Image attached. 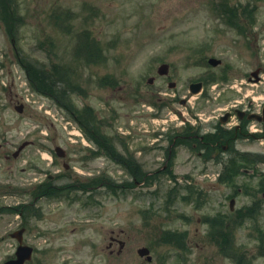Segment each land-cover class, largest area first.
<instances>
[{
	"label": "rangeland",
	"instance_id": "374dc122",
	"mask_svg": "<svg viewBox=\"0 0 264 264\" xmlns=\"http://www.w3.org/2000/svg\"><path fill=\"white\" fill-rule=\"evenodd\" d=\"M217 1L220 0H214V3L217 4ZM221 1H227L228 8L234 13L229 17V25L219 19L213 3L211 5L213 0H16L17 6L11 8L12 13L23 17L24 23L13 28V32H19L15 43L12 37L8 36L6 24L0 22V264L12 255L11 234L20 228L24 221L13 208L19 202L31 201L27 192L18 189L15 193L13 183L18 187H21V183L29 182L32 186L35 185L38 182V179H34L35 167L51 172L61 169V166L49 169L47 162L50 160L44 161L40 154L37 159L33 158L32 166L28 165V155L32 150L38 152L40 149L36 147L29 148L27 155L15 164L14 175L10 172L12 168H9L12 164L6 163L2 158L3 150L7 147V150L12 151L21 142L33 140L38 144H45L46 149L41 151L49 157H52L51 151H54L56 145L70 152L71 158L76 157L86 146L80 144L79 147L69 140L70 135L64 127H68V130H72L71 127H79L72 113L60 107L61 104L70 108L74 105H89L95 107L97 112L100 111V116L104 117L108 115L107 106L119 108L120 100L124 97V84H130V81L134 85L141 81L147 84L151 73L156 75V71L150 72V69H155L159 61L178 65L180 71L177 72L176 83L179 92L185 93L189 83L198 80L205 72V67L200 65L202 56H189L193 51L187 52V49L200 50L207 45L212 48V54H204V57L220 58L225 65L238 68L242 61L233 49L235 30L232 23L236 17L235 7L240 12L248 3L250 6L255 5L257 12L248 15L258 14V25L263 28L264 0ZM0 11L2 12V7ZM259 35L261 38L257 40L255 57L252 58L256 61L257 68L259 65L264 67L263 29ZM89 36L90 39L87 40ZM90 41L95 42L96 48L86 46ZM16 53H20L24 62L34 63L45 71L51 68L52 63L69 69L70 82L67 86L64 83L57 87L61 104L58 105L51 98L41 97L36 91L30 93L29 88H32V85L25 86L24 72L19 67ZM194 59L200 60L197 62ZM222 69L216 72L219 73ZM9 70L14 72L13 76L16 78L12 87V74L9 75ZM106 76L109 80L118 82V86L112 88L117 91L114 95L112 90L107 94L103 93L105 87L98 85ZM231 79L234 80L230 84L236 83V75ZM262 81V84L251 85L249 91H244V94L250 93L252 97L258 98V101L259 97L264 98V79ZM214 84L222 86L219 81ZM156 86L161 87L165 93L164 97H170L176 92L168 90L163 79L158 80ZM77 91L83 94L85 99H81ZM24 93L30 100L25 112L20 114L14 109V104L17 99L22 100ZM110 94L114 97H109ZM31 96L34 98L31 99ZM201 97L202 95L198 94L190 98L191 110L199 114L203 113ZM38 100L47 103L49 112L42 110L43 105L38 104ZM154 101L157 99L154 98ZM148 107L152 108L151 111H157L155 106ZM170 109L164 108L163 116L147 123L144 129L169 128L172 124L170 116H173ZM133 111H136V108ZM118 112L119 118L113 120V123L109 122L106 131L122 135L118 128L124 127V110L119 109ZM85 114L90 125V118ZM129 121L125 120L127 127ZM40 135H44L47 140L40 141ZM14 140L17 141L16 145L5 146V142ZM114 146L117 148L116 154L122 153L120 143L115 141ZM250 149L264 153L259 146ZM97 158L93 163L86 164V169L70 162V165H73L72 179L80 175L76 172L79 168L87 174L105 172L120 184L128 179L124 169L115 165L114 161L100 159L99 156ZM263 159L260 158L258 166L244 167L235 180L234 188L226 182L221 192L210 191L208 211L189 213L188 206L180 201L164 210V201L167 199L171 183L166 177L167 174L163 173L158 179L159 183L151 190L136 189L131 193H117L113 190L107 198L99 196L102 207L84 210L85 218L83 213L61 211L44 215L41 203H38L42 215L39 211L33 212V209L28 211L24 221L28 232L24 239L37 249L34 264H264V202L261 198L264 191ZM27 167L31 168L24 174L19 172ZM144 169L154 172L158 168L146 166ZM244 170L252 172L244 174ZM202 171L203 169H199L196 179H209L204 178L206 174H211L210 179H214L212 174L217 176L220 169L209 166L207 171ZM173 173L179 179L188 173L195 174L194 168L190 167L173 168ZM29 185L27 184V190L30 191L32 186ZM238 188L241 192L237 198V213L230 215L228 199L232 193L238 192ZM156 190L160 191L156 199L144 194ZM220 199L226 202L225 233L234 239V246L230 251L234 258L220 251L214 242H207L204 238L207 228L196 223L199 217L212 215ZM149 203L155 204V212L146 210ZM244 208L251 210L244 212ZM188 215L192 218L191 222H187ZM78 217L86 219L88 225L82 226L83 223L76 221ZM89 218H92L93 222L87 221ZM74 227L75 231L72 230ZM177 231L183 236L186 234L185 242L188 239L192 243L188 244L187 253L179 243L164 242L165 236ZM111 235L126 242L121 252L119 241L110 248ZM140 247L151 250L152 262L149 263L138 255L137 250Z\"/></svg>",
	"mask_w": 264,
	"mask_h": 264
},
{
	"label": "flooded vegetation",
	"instance_id": "af4514ba",
	"mask_svg": "<svg viewBox=\"0 0 264 264\" xmlns=\"http://www.w3.org/2000/svg\"><path fill=\"white\" fill-rule=\"evenodd\" d=\"M220 2L222 3L223 1ZM1 3L8 6L11 13V8L17 6L16 0H0V5ZM248 7L250 8L247 9ZM225 12L223 11V13ZM254 12H257L256 6H250V3L246 4L240 12L235 7L236 17L232 23V28L235 30L233 49L242 61L238 68L233 65H225L220 58L213 56L204 57V54H212V48L207 45L200 48V50L199 48L197 50L190 48L187 49V52H193L189 56H196L197 54L202 56L201 59L203 60L200 65L205 67V72L198 80H193L189 83L188 90L185 93L179 92L178 84L176 83L177 72L180 71L178 65L174 63L168 64V71L164 75H160L159 68L166 62L159 61L155 69H150V72L156 71V75L151 73V76L147 78V84H144V81L136 85L132 81H130V84H124V97L120 100L119 108H114L113 105L107 106L108 115L100 116V111L97 112L95 107L89 105H76L74 115L76 124L82 135L85 138L87 137L86 139L91 149H85L86 151H82L83 153L81 152V154L71 158L70 152L63 148L61 157L55 163L57 167L61 166V169L55 175L49 174L46 169L35 167L36 177L34 179H38V182L33 186L32 183H27L32 186L31 189L38 190L32 196H29L31 200L34 197L35 203H31V201L22 203L19 215L23 216L26 208L36 207L38 203H41L44 215L53 211H61L73 214L83 213L84 218L86 216L84 210L96 206L102 207L101 198L98 197L104 196L107 198L111 194L113 189L112 179H96L98 177L95 172L87 174L80 169H86V164L96 161L98 159L97 155H99L100 159L103 157L108 160L120 159L124 162L125 167L139 168L140 179H127L124 181V185L115 184L114 187L116 189H122L124 192L129 193L136 189L151 190L159 183L158 179L161 174L166 173L171 186L167 199L164 201V210H168L171 205L180 201L181 204L188 206L189 213L192 211H208L210 191L221 192V188L224 187L223 184L226 182H229L232 185L231 187L234 188L235 180L241 174L242 169L246 166H258L260 164L258 162H261L260 158H264L263 152L257 153V151L250 149L259 146L262 151L264 150V98L259 97L258 101V98L252 97L250 93L244 94V91H249L251 85L262 84L264 79V67L259 65L257 68L256 61L252 59L255 57L257 40L261 38L259 35L260 31L264 30V25L263 28L258 25V14L248 15ZM18 17L20 18L19 21L24 23V18ZM225 17L228 16H219V19L221 20ZM222 22L229 25L224 21ZM18 33H15V36L12 37L13 43H15ZM16 57L18 61H21L20 53H16ZM213 58L220 59L221 64L213 66L210 63ZM199 60L194 59L197 62ZM221 68H223L222 71L217 73L216 70ZM24 69L27 77L30 78L28 70ZM234 75H236L237 81L230 84L234 80L231 79L234 78ZM106 77L101 79L98 85L105 87L103 93L107 94L112 90L111 93L114 95L117 91L114 90L112 83ZM160 79L167 83L168 90L176 92L172 95L170 94V97H164L165 95L163 94L165 93L162 92L161 87L158 88L156 86ZM217 81L221 82L222 86H215L214 83ZM194 83L202 84L201 102L203 113L201 114L193 112L190 107V98L193 96L191 85ZM12 85H14L13 82L10 86L12 87ZM77 93L81 99H85L83 94L78 91ZM113 95L110 94L109 97L113 98ZM154 98L157 101H154ZM148 105L155 106L157 111H151L152 108L148 107ZM178 105L180 106L179 108L177 107ZM27 106L22 103V100L17 99L14 109L22 107V113H24ZM135 108L136 111H133ZM164 108H171L170 110L173 113V116H170L172 117L171 126L160 130L144 129L147 123L163 116ZM119 109L124 110V127L118 128L122 135L118 132L108 133L106 131L107 124H110L109 122L113 123V120L119 118ZM183 109H186V111ZM85 113L90 118L89 123L91 126L88 124ZM126 119L130 120L128 122L130 123L129 128L126 126ZM135 125H138V127H132ZM38 139L40 141L47 140L44 135H40ZM115 141L122 146V153H119V155L116 154L117 148L112 146ZM14 144H17L16 140L5 142V146L11 147ZM78 146L81 147L80 143ZM36 147L40 148L37 150L38 152H32V150L28 155L30 160L27 161V164L32 166L33 158L37 159V155L42 154L41 149H46L44 148V143L38 144L33 140H25L18 146L16 145L12 151L7 150V147L3 150L2 158L6 163L12 164L9 167L10 169L12 168L10 170L12 174L15 175V164L27 155L29 148ZM0 149H2V145H0ZM112 149L115 152L114 155H112ZM80 150H78V153ZM70 162H74L80 167L79 170H76L80 174L77 175L76 179H72L73 165H70ZM262 162H264V159ZM146 166H156L158 169L154 172L146 171L144 169ZM209 166L219 167L220 172H217V176L213 173L214 179H210L211 174H206L204 177H209V179H196L199 169L207 171ZM176 167L194 168L195 174L191 175V173H188L179 179L173 173V168ZM30 168H22L19 172L24 174ZM251 172V170H244V174ZM83 175L86 177L82 178L81 176ZM127 176H129L128 172ZM27 184L21 183V187H18L16 183H13V191L16 193L20 189L28 192ZM237 191V193H232L228 199L230 215L237 213V198L241 189L238 188ZM159 193L160 191L156 190L144 194L156 199L159 197ZM154 207V203H149V207L146 210L155 212ZM225 209L226 202L220 199L213 209V214L206 215L203 218L199 217L196 223L207 228L204 233V238L207 242H214L220 251H223L228 257L234 258L230 255V251L234 246V239H231L225 233ZM249 210L251 209L244 208L242 211L248 212ZM188 217L187 222L189 220L191 222V216L188 215ZM76 221L83 223L82 226L84 227L88 225L83 217H78ZM87 221L93 222L92 218ZM22 228L25 229L26 234L28 232L27 226H21L19 229ZM227 228L228 230L230 229L228 225ZM72 230L75 231L76 228L74 227ZM117 241L119 240L111 235L110 248ZM122 242L125 248L126 242ZM22 244L31 246L26 239L23 240ZM188 244L192 243L187 239L186 247L189 250ZM10 246L12 247L13 256L11 255L9 258L13 259L20 243L13 240ZM33 249L35 255L37 249L34 247ZM33 259L27 264H34Z\"/></svg>",
	"mask_w": 264,
	"mask_h": 264
},
{
	"label": "trees",
	"instance_id": "16d2710c",
	"mask_svg": "<svg viewBox=\"0 0 264 264\" xmlns=\"http://www.w3.org/2000/svg\"><path fill=\"white\" fill-rule=\"evenodd\" d=\"M2 7V21L4 24H6L7 29L9 30V33L13 32V28L15 26L18 27L20 22V18L18 16H15L13 13H11L8 6L1 3ZM222 9L230 14V16H233V11L228 8L227 3L222 4ZM0 13V14H1ZM230 23V22H229ZM16 24V25H15ZM11 30V31H10ZM90 39V36L87 38V40ZM92 40V39H91ZM86 46L92 47L93 49L96 48V44L94 41H90ZM21 63L27 68L32 86L35 90H37L39 93L44 94L46 96H49L52 98L57 104L60 103L59 99V91H57V87L59 88L60 85H64V83L67 84L70 82L69 78V69H65L61 67L60 65L52 64L51 68H48L47 71L42 70V68L37 67L33 63L24 62L23 60ZM44 67V66H43ZM32 73V77H31ZM67 79V80H66ZM73 83V81H72ZM73 86V84H72ZM61 104V103H60ZM64 105L68 109L72 110L70 107L66 106L65 104H61V106ZM129 169L132 171L133 176L139 179V168L136 167H129ZM113 190L116 191V189L113 187ZM182 234H168L165 236L164 242H173V243H179L184 247L183 241H182ZM264 240V237H263Z\"/></svg>",
	"mask_w": 264,
	"mask_h": 264
},
{
	"label": "water",
	"instance_id": "95a60500",
	"mask_svg": "<svg viewBox=\"0 0 264 264\" xmlns=\"http://www.w3.org/2000/svg\"><path fill=\"white\" fill-rule=\"evenodd\" d=\"M210 63L213 65V66H217L221 63L220 60H216V59H211L210 60ZM168 69V66L167 65H163L160 69H159V72L161 74L165 73ZM202 89V84L201 83H197V84H193L191 85V91L193 94H197L201 91ZM19 112L22 111V109H17ZM58 152H60V148L57 149ZM263 198H264V194H263ZM24 230H20L18 231L17 233L13 234V237H16L18 238L20 241L22 240V234H23ZM32 252H33V249L31 247H28V246H21L16 254L17 258L16 259H13V260H9L7 261L5 264H25V262L27 260H30L31 257H32ZM138 254L140 257H145L147 258V260L149 262L152 261V257L150 255V250L146 247H142L140 249H138Z\"/></svg>",
	"mask_w": 264,
	"mask_h": 264
}]
</instances>
